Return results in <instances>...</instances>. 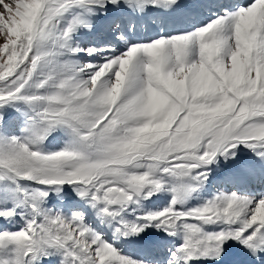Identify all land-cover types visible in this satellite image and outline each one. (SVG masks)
Masks as SVG:
<instances>
[{
    "label": "snow or ice",
    "instance_id": "6c2138e0",
    "mask_svg": "<svg viewBox=\"0 0 264 264\" xmlns=\"http://www.w3.org/2000/svg\"><path fill=\"white\" fill-rule=\"evenodd\" d=\"M205 7L207 23L165 31ZM122 11L165 26L131 40ZM97 21L122 49L74 38ZM213 166L264 185V0H0V264H264V192L199 197ZM151 229L173 238L145 245L163 256L118 244Z\"/></svg>",
    "mask_w": 264,
    "mask_h": 264
},
{
    "label": "bare ground",
    "instance_id": "6f19581e",
    "mask_svg": "<svg viewBox=\"0 0 264 264\" xmlns=\"http://www.w3.org/2000/svg\"><path fill=\"white\" fill-rule=\"evenodd\" d=\"M182 2H189V0H182ZM202 4H213L216 3L217 0H199ZM223 2L228 3L230 5H236L239 3L244 2H250V0H223ZM204 11L208 12H216L217 9H211V8H201L198 11L195 12H185L183 14L178 15H170L168 17H164L163 19L166 21V27L165 31L172 32V31H188L191 30V28L199 26L201 24L207 23L210 19L213 18V13L207 14ZM123 13L125 17L128 18V21L123 25L122 29H125L127 31V25L130 20L134 21L136 23V30L134 33H129V38L131 40L135 39H151L155 35L160 34V29L162 26H165L161 24L159 21L161 19L160 14L158 12H148L143 15H136L128 11H122L118 14ZM99 33L103 36H105L109 41L112 42L118 49H122L124 47L123 43L121 41H116L113 38L112 31L109 30L108 25L102 24L100 21L96 22V27L93 31H91V35L93 37H97ZM96 40H98L96 38ZM245 159H248L250 157L254 158L253 155H243L241 156ZM257 166H259V161H257ZM219 171L216 172L215 176L210 179V183L215 182L216 186L219 182L220 184L225 183L228 184V181H234V183L238 184L239 190H244L245 192H264V185H252L247 182L245 177L243 175L231 177L228 179H225L227 169L226 168H219ZM249 187V189H247ZM74 200L67 199L65 202L68 204ZM91 218H94L92 216ZM105 232H108L109 235H111L110 229L105 227ZM149 232V231H148ZM170 242L171 239L169 238ZM176 242H179L178 238H175ZM153 241H159L161 244H170L168 242L166 236L158 235V234H150V233H144L141 234L139 237H129L126 241L121 240L118 242L119 246H126L128 247L127 250H132L134 252L135 256H145V255H153V252L149 253L145 245L153 242ZM238 251V246H234L232 249V253L234 256H236V253ZM159 255L163 256L165 254V250H159ZM158 256V255H157Z\"/></svg>",
    "mask_w": 264,
    "mask_h": 264
},
{
    "label": "rangeland",
    "instance_id": "374dc122",
    "mask_svg": "<svg viewBox=\"0 0 264 264\" xmlns=\"http://www.w3.org/2000/svg\"><path fill=\"white\" fill-rule=\"evenodd\" d=\"M211 9H214V8H211ZM204 12L207 13V14H210V13H212L214 11H212V12H210V11L206 12V11H204ZM113 16H114L115 19H118L119 20V22L121 24V30L126 31L125 29H122V28H123V25L126 23V21H128L127 20V17H125L123 15V13H120V14L114 13ZM108 27H109V30H111L110 24L108 25ZM74 38L76 40H78V41L83 42V43L103 44V43L109 41L105 36L101 35L100 33H99V35L97 37H93L91 35V32H89L87 30H84V29H81L75 35ZM96 38L98 40H96ZM79 58L81 60H83L85 58L84 54L81 53L80 56H79ZM9 111H13V110L12 109H9ZM67 139H68V137H67V135L64 132L58 131V132L54 133L51 137H49V139L45 142L44 147L47 150L59 149V148H61V147L64 146V143H65V141ZM238 155H240V156H243V155H253V153L249 149L244 148L243 146H241L240 150L238 151ZM213 167H214V173L210 177V179H212L215 176L216 172L219 171L218 170L219 169L218 167H216V166H213ZM217 187H224L226 190H229V191L245 192V191L237 190L235 188V185H231L230 186V185L223 184L221 186H219V185L215 186V184L214 183L211 184L210 183V180H209V182L205 185L203 191L199 194V197L202 198V197H209V196H211V194L215 191V189ZM68 192L73 196V198H72V196H70L67 193L66 196H65V200H67V199L76 200L74 193H72L70 189L68 190ZM169 199H170L169 194H167V193H160L157 196H154L151 200L145 201V205L147 207H149V208H159V207H163L164 205H166L168 203ZM199 202H200V199L199 198H193V199H191L189 201V206L195 205V204H197ZM50 203H53L54 204V203H57V201L54 199ZM64 203L67 204L65 201H64ZM91 217L92 216H90V218H89L90 222H93L94 223V226H97L100 230H102V231L105 232V226L104 225H99L98 223H95V220L93 218H91ZM21 223H22V221H20L19 218H17V223L14 226L15 227H18V226H20ZM148 231H147V233H150V234H158V235H162L163 237L165 236L163 233L157 232L155 229H151V230H148ZM105 234L108 235V236H110L108 232H105ZM142 234H144V233H142ZM167 240L170 241V239L168 237H167ZM122 247L124 248V251L127 252V248L128 247H126V246H122ZM127 253H129L131 255H134L133 254L134 252L132 250H130ZM153 255L154 256H157V255L160 256L158 251H155L153 253Z\"/></svg>",
    "mask_w": 264,
    "mask_h": 264
}]
</instances>
